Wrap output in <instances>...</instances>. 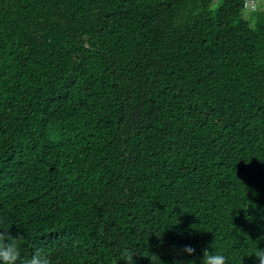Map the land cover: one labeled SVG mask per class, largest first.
<instances>
[{
    "label": "trees",
    "instance_id": "1",
    "mask_svg": "<svg viewBox=\"0 0 264 264\" xmlns=\"http://www.w3.org/2000/svg\"><path fill=\"white\" fill-rule=\"evenodd\" d=\"M243 2L0 0V227L22 257L255 264L264 0Z\"/></svg>",
    "mask_w": 264,
    "mask_h": 264
},
{
    "label": "clouds",
    "instance_id": "2",
    "mask_svg": "<svg viewBox=\"0 0 264 264\" xmlns=\"http://www.w3.org/2000/svg\"><path fill=\"white\" fill-rule=\"evenodd\" d=\"M8 228L0 227V264H50V259L46 252L39 248L34 249L30 256L26 258L22 257L21 248L18 243L21 237L17 236L13 238L8 235ZM260 239H264V237ZM257 241L259 243V240ZM258 243L253 249L251 256L255 257V264H264V249L259 248ZM121 251L125 253V264H133L132 257L138 254L127 248H122ZM182 252L191 256L195 252V249L191 246H184ZM175 264H184V262L177 260ZM199 264H226V257L220 252L213 250L211 245H209L208 248L202 250Z\"/></svg>",
    "mask_w": 264,
    "mask_h": 264
},
{
    "label": "built area",
    "instance_id": "3",
    "mask_svg": "<svg viewBox=\"0 0 264 264\" xmlns=\"http://www.w3.org/2000/svg\"><path fill=\"white\" fill-rule=\"evenodd\" d=\"M259 5L255 0H244L243 2V9L244 10H249V11H256L259 9Z\"/></svg>",
    "mask_w": 264,
    "mask_h": 264
},
{
    "label": "rangeland",
    "instance_id": "4",
    "mask_svg": "<svg viewBox=\"0 0 264 264\" xmlns=\"http://www.w3.org/2000/svg\"><path fill=\"white\" fill-rule=\"evenodd\" d=\"M257 2V4L260 6V3H263V0H255ZM216 7V4H213V8ZM249 13L248 12H243V17L244 18H249Z\"/></svg>",
    "mask_w": 264,
    "mask_h": 264
}]
</instances>
